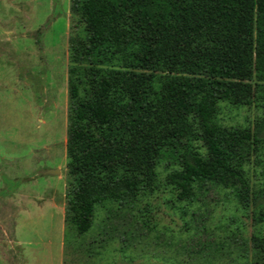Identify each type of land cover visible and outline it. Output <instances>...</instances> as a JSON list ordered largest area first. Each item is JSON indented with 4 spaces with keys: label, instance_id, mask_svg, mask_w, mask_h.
<instances>
[{
    "label": "trees",
    "instance_id": "16d2710c",
    "mask_svg": "<svg viewBox=\"0 0 264 264\" xmlns=\"http://www.w3.org/2000/svg\"><path fill=\"white\" fill-rule=\"evenodd\" d=\"M68 2L67 230L85 235L95 204L122 203L119 186L151 194L162 159L199 194L228 189L243 204L249 173L264 190V141L211 132L203 116L207 97L253 105L264 126V0ZM248 218L250 264H264V216Z\"/></svg>",
    "mask_w": 264,
    "mask_h": 264
},
{
    "label": "rangeland",
    "instance_id": "374dc122",
    "mask_svg": "<svg viewBox=\"0 0 264 264\" xmlns=\"http://www.w3.org/2000/svg\"><path fill=\"white\" fill-rule=\"evenodd\" d=\"M68 7L0 0V264H250L248 217L264 216V190L251 173L240 198L246 211L234 191L188 190L162 159L155 191L117 187L122 203L95 204L85 235L50 217V199L64 205ZM203 100L209 131L237 127L264 141L260 109ZM183 160L195 167L189 154Z\"/></svg>",
    "mask_w": 264,
    "mask_h": 264
},
{
    "label": "crops",
    "instance_id": "0c3cea01",
    "mask_svg": "<svg viewBox=\"0 0 264 264\" xmlns=\"http://www.w3.org/2000/svg\"><path fill=\"white\" fill-rule=\"evenodd\" d=\"M62 198H63V192H62ZM63 202H59L58 200H55V199H50L49 200V204H48V208H49V214H50V217L52 214L54 215H61V230H62V226H63ZM34 208L36 210H41V208L43 207H38L37 205H34ZM25 219H31V218H27V213H25ZM32 220V219H31Z\"/></svg>",
    "mask_w": 264,
    "mask_h": 264
},
{
    "label": "water",
    "instance_id": "95a60500",
    "mask_svg": "<svg viewBox=\"0 0 264 264\" xmlns=\"http://www.w3.org/2000/svg\"><path fill=\"white\" fill-rule=\"evenodd\" d=\"M59 173V170H49V171H46V172H43V174H51V175H53V174H58Z\"/></svg>",
    "mask_w": 264,
    "mask_h": 264
}]
</instances>
